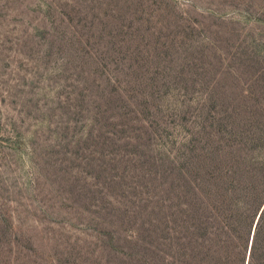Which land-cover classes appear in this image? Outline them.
<instances>
[{
  "label": "trees",
  "instance_id": "trees-1",
  "mask_svg": "<svg viewBox=\"0 0 264 264\" xmlns=\"http://www.w3.org/2000/svg\"><path fill=\"white\" fill-rule=\"evenodd\" d=\"M248 8L230 17L244 36L186 32L145 49H45L55 75L75 76L67 100L56 98L70 119L51 130L74 157L88 151L85 164L105 190L87 195L64 167L52 181L62 203L92 200L108 264H264V33L252 30L264 7ZM17 126L0 123V153L13 150L29 191L52 149L37 158L36 131Z\"/></svg>",
  "mask_w": 264,
  "mask_h": 264
},
{
  "label": "rangeland",
  "instance_id": "rangeland-1",
  "mask_svg": "<svg viewBox=\"0 0 264 264\" xmlns=\"http://www.w3.org/2000/svg\"><path fill=\"white\" fill-rule=\"evenodd\" d=\"M176 5L173 9L166 0H0V123L15 120L19 131H36L31 148L37 158L45 149L53 151L48 153L49 168L32 174L29 191L13 150L5 147L0 153V264H108L107 237L94 236L96 218L88 211L94 209L92 200L87 196L79 204L62 203L63 191H58L57 179L52 181V171L64 167L71 171V180L78 177L87 195L89 188L105 190L102 178H93L85 164L88 151L74 157L71 144L63 141L60 146L51 130L70 119V114H61L56 98L71 95L68 86L75 76L55 75L54 58L44 52L52 45L91 51L111 46L145 49L161 46L174 35L179 40L186 32L190 38L211 33L219 40L236 33L244 36L243 23L230 17L247 6L251 13H260L264 0H176ZM200 22L203 29H186ZM252 30L264 33V23ZM61 160L65 163L58 165ZM100 197L95 203H104Z\"/></svg>",
  "mask_w": 264,
  "mask_h": 264
}]
</instances>
